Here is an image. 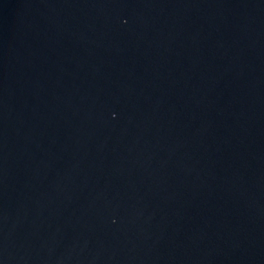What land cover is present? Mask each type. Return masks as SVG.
Instances as JSON below:
<instances>
[{"label": "water", "instance_id": "95a60500", "mask_svg": "<svg viewBox=\"0 0 264 264\" xmlns=\"http://www.w3.org/2000/svg\"><path fill=\"white\" fill-rule=\"evenodd\" d=\"M0 264H264V0H0Z\"/></svg>", "mask_w": 264, "mask_h": 264}]
</instances>
